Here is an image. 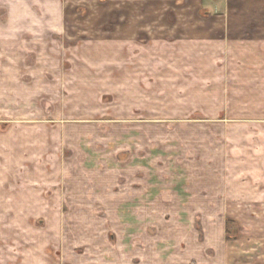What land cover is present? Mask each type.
I'll use <instances>...</instances> for the list:
<instances>
[{
	"label": "rangeland",
	"instance_id": "obj_1",
	"mask_svg": "<svg viewBox=\"0 0 264 264\" xmlns=\"http://www.w3.org/2000/svg\"><path fill=\"white\" fill-rule=\"evenodd\" d=\"M174 7L0 0V264H264V52Z\"/></svg>",
	"mask_w": 264,
	"mask_h": 264
},
{
	"label": "crops",
	"instance_id": "obj_2",
	"mask_svg": "<svg viewBox=\"0 0 264 264\" xmlns=\"http://www.w3.org/2000/svg\"><path fill=\"white\" fill-rule=\"evenodd\" d=\"M199 5L203 6L204 12L196 7L195 11L189 10L183 15L190 16L188 24L184 18H177L180 15H177L179 8H165L172 10V15L175 10L176 17L170 25L173 28L177 25L179 32L190 40H202V44L208 48H241L244 54L254 49L264 52V0H199ZM200 13L204 16L198 19ZM164 15L166 16V12ZM192 22L198 28H191L189 25ZM183 25L187 26L185 30L180 27ZM42 26L49 27L48 24ZM40 27L36 26L34 29ZM20 28L23 27L13 30H22ZM173 32L176 31L172 29L171 33Z\"/></svg>",
	"mask_w": 264,
	"mask_h": 264
}]
</instances>
